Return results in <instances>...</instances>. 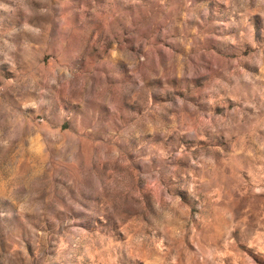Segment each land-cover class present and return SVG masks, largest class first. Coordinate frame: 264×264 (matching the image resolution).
I'll return each instance as SVG.
<instances>
[{"label":"rangeland","instance_id":"374dc122","mask_svg":"<svg viewBox=\"0 0 264 264\" xmlns=\"http://www.w3.org/2000/svg\"><path fill=\"white\" fill-rule=\"evenodd\" d=\"M0 264H264V0H0Z\"/></svg>","mask_w":264,"mask_h":264}]
</instances>
